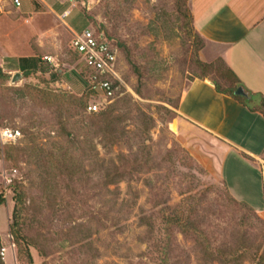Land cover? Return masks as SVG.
Masks as SVG:
<instances>
[{
	"label": "rangeland",
	"instance_id": "rangeland-1",
	"mask_svg": "<svg viewBox=\"0 0 264 264\" xmlns=\"http://www.w3.org/2000/svg\"><path fill=\"white\" fill-rule=\"evenodd\" d=\"M40 1L58 15L69 10L64 21L74 32L93 28L122 45L134 95L107 106L119 120L110 139L86 109L68 107L81 93L72 70L85 72L70 47L72 31L44 9L24 17L8 8L0 19V70L11 78L0 79V130L21 137L0 140L4 264H259L264 212L231 196L214 168L217 144L180 116L194 81L236 88L220 50L195 31L192 0H102L87 11L71 0ZM35 56L57 65L20 71L24 78L13 83L18 57ZM46 94L57 101L46 102ZM259 187L264 209V169ZM178 223L198 232L185 234Z\"/></svg>",
	"mask_w": 264,
	"mask_h": 264
},
{
	"label": "crops",
	"instance_id": "crops-1",
	"mask_svg": "<svg viewBox=\"0 0 264 264\" xmlns=\"http://www.w3.org/2000/svg\"><path fill=\"white\" fill-rule=\"evenodd\" d=\"M7 3L0 0V19L13 6L12 0ZM21 7L27 11L15 8L24 17L43 9L58 17L67 11L58 15L40 0L34 10L24 7L22 0ZM191 14L195 31L220 50L218 57L250 98L244 97L247 101L243 102L218 92L213 81L198 79L181 98L180 116L217 144L214 168L231 196L258 213L264 212L256 197L264 169V0H192ZM5 166L0 157V182Z\"/></svg>",
	"mask_w": 264,
	"mask_h": 264
},
{
	"label": "built area",
	"instance_id": "built-area-1",
	"mask_svg": "<svg viewBox=\"0 0 264 264\" xmlns=\"http://www.w3.org/2000/svg\"><path fill=\"white\" fill-rule=\"evenodd\" d=\"M82 10H88L92 4L102 0H71ZM14 7L21 6V0H12ZM70 11L67 10L59 18L63 21ZM71 49L78 57V63L82 64L87 80V94L90 102L86 108L89 114L99 113L108 105L116 102L126 94L134 95V91L128 85L122 70V62L119 50L111 45L104 33H98L93 28L86 29L82 33L73 34ZM43 60L52 65H57L56 59L52 56H44ZM79 63V65H81ZM21 133L11 129L0 130V140L5 142L16 141ZM7 183L11 180L6 178ZM7 249L3 248L0 255L4 258Z\"/></svg>",
	"mask_w": 264,
	"mask_h": 264
},
{
	"label": "trees",
	"instance_id": "trees-1",
	"mask_svg": "<svg viewBox=\"0 0 264 264\" xmlns=\"http://www.w3.org/2000/svg\"><path fill=\"white\" fill-rule=\"evenodd\" d=\"M84 11V10H82ZM87 19L89 20V18L87 17ZM193 20V18H192ZM90 22V20H89ZM98 33H103L101 31H97ZM107 40L110 42L111 39L105 34ZM111 43V42H110ZM116 45V44H115ZM116 48L119 50L120 53L123 54L122 49H124V47L122 45H116ZM73 52V51H72ZM74 54V53H73ZM75 55V54H74ZM76 61L78 62V57L75 55ZM19 62V68L18 70L23 72L26 76L29 75H35L38 72H48V68L45 65H48L47 62H45L43 59L41 60L40 58L35 57H21L18 59ZM230 75L235 79L236 81V88L233 90H222L221 87L215 83V86L217 88V91L220 93H225V94H231L232 96H234L235 98H237L238 100H241L243 102H246L247 100L244 99V97L238 95L237 89L239 87V82L236 78V76L234 75V73L230 70H228ZM72 74L74 75L77 84L79 85V89L77 91L81 92L80 94L76 93V91L74 92L75 96H71L69 100H66L68 102V107H73V108H84L86 109L89 102H90V97L87 94V80L86 77L84 76L83 73L78 72V71H74L72 70ZM9 76V75H8ZM6 76L5 74H3V72L0 70V79H5V80H9V78H11V76ZM51 77L53 79H57V76L55 74H51ZM57 101V96H53L51 94H46L44 100L46 102H50L53 100ZM264 106V104H263ZM107 109V108H106ZM103 110L99 113L96 114H90L94 116V125L95 127H97L100 131L104 132L105 134H107L110 139H116V125L119 123V120L117 117L114 116V112H110V111H106ZM1 146V145H0ZM236 200V199H235ZM237 201V200H236ZM4 200H2L0 198V205L4 204ZM16 214H18V210L15 211V215L14 217H18L16 216ZM173 220H171V222H168L165 224V227H171L172 224H174L172 222ZM180 227V230L187 234V233H193L196 234V232H198L196 226L193 223H189L188 225H185L183 223H178L177 224ZM170 243L167 242L166 245H164L162 251H163V255H166L169 249ZM168 263L166 261V259H164L163 264ZM0 264H4L2 258L0 257ZM259 264H264V255L259 259Z\"/></svg>",
	"mask_w": 264,
	"mask_h": 264
},
{
	"label": "water",
	"instance_id": "water-1",
	"mask_svg": "<svg viewBox=\"0 0 264 264\" xmlns=\"http://www.w3.org/2000/svg\"><path fill=\"white\" fill-rule=\"evenodd\" d=\"M24 78V74L21 73L20 71L16 72L12 78V82L16 83ZM238 95L245 97V98H250V94L247 92V90L243 87H239L236 92Z\"/></svg>",
	"mask_w": 264,
	"mask_h": 264
}]
</instances>
